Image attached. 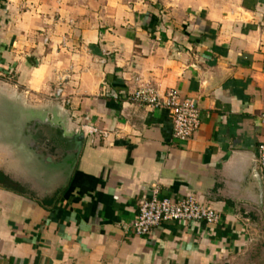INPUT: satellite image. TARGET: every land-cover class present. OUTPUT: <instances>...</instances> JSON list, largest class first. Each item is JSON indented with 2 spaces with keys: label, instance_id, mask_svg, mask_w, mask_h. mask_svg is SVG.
<instances>
[{
  "label": "crops",
  "instance_id": "1",
  "mask_svg": "<svg viewBox=\"0 0 264 264\" xmlns=\"http://www.w3.org/2000/svg\"><path fill=\"white\" fill-rule=\"evenodd\" d=\"M141 85L194 102L193 136ZM263 111L264 0H0V173L28 193L0 187V264H264ZM47 125L100 135L64 152ZM153 187L218 225L134 235Z\"/></svg>",
  "mask_w": 264,
  "mask_h": 264
},
{
  "label": "built area",
  "instance_id": "2",
  "mask_svg": "<svg viewBox=\"0 0 264 264\" xmlns=\"http://www.w3.org/2000/svg\"><path fill=\"white\" fill-rule=\"evenodd\" d=\"M60 97L61 89L56 90ZM126 102L142 107L166 110L172 121V138L176 141H186L198 130L200 111L189 99H183L177 91L169 89L163 95L148 86H138L125 97ZM264 126V111L259 115ZM75 133L83 137L93 138L100 135L98 129L82 125ZM257 164L264 174V138L258 147ZM220 221L218 213L210 207L200 204L193 196L185 195L177 200L158 197V189L153 187L150 199L138 205L137 215L132 224V232L137 236L150 235L155 228L167 223H198L216 226Z\"/></svg>",
  "mask_w": 264,
  "mask_h": 264
},
{
  "label": "water",
  "instance_id": "3",
  "mask_svg": "<svg viewBox=\"0 0 264 264\" xmlns=\"http://www.w3.org/2000/svg\"><path fill=\"white\" fill-rule=\"evenodd\" d=\"M47 126V135H49V139L51 138L55 147L61 149L64 152L73 151L76 148L77 133H74L75 135L67 137L64 135V130L59 126Z\"/></svg>",
  "mask_w": 264,
  "mask_h": 264
},
{
  "label": "trees",
  "instance_id": "4",
  "mask_svg": "<svg viewBox=\"0 0 264 264\" xmlns=\"http://www.w3.org/2000/svg\"><path fill=\"white\" fill-rule=\"evenodd\" d=\"M0 187L4 190L19 194V195H27V191L20 186L19 184L13 182L11 179L0 173ZM48 202V201H45Z\"/></svg>",
  "mask_w": 264,
  "mask_h": 264
},
{
  "label": "flooded vegetation",
  "instance_id": "5",
  "mask_svg": "<svg viewBox=\"0 0 264 264\" xmlns=\"http://www.w3.org/2000/svg\"><path fill=\"white\" fill-rule=\"evenodd\" d=\"M32 131H30L31 133ZM32 138L31 139H34L35 143L39 145L40 148H43L45 149L48 153H52V148H51V145H50V142L47 141V142H44L43 140V137L40 135V133H32Z\"/></svg>",
  "mask_w": 264,
  "mask_h": 264
},
{
  "label": "rangeland",
  "instance_id": "6",
  "mask_svg": "<svg viewBox=\"0 0 264 264\" xmlns=\"http://www.w3.org/2000/svg\"><path fill=\"white\" fill-rule=\"evenodd\" d=\"M98 4H99V3H92L91 5H93V6L96 7V6H98ZM98 7H99V6H98ZM62 41H63V40H62ZM32 133H33V132H31V134H32ZM31 136H32V135H31ZM31 136H30V137H31ZM31 143H32V141H31Z\"/></svg>",
  "mask_w": 264,
  "mask_h": 264
}]
</instances>
